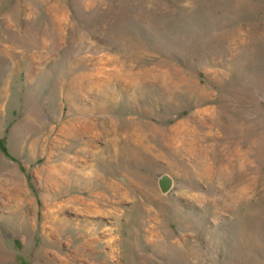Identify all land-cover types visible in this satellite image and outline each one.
Segmentation results:
<instances>
[{
    "label": "rangeland",
    "instance_id": "1",
    "mask_svg": "<svg viewBox=\"0 0 264 264\" xmlns=\"http://www.w3.org/2000/svg\"><path fill=\"white\" fill-rule=\"evenodd\" d=\"M0 264H264V0H0Z\"/></svg>",
    "mask_w": 264,
    "mask_h": 264
},
{
    "label": "water",
    "instance_id": "2",
    "mask_svg": "<svg viewBox=\"0 0 264 264\" xmlns=\"http://www.w3.org/2000/svg\"><path fill=\"white\" fill-rule=\"evenodd\" d=\"M158 184H159L161 191L163 193H166L170 190L172 186V178L169 175L164 174L159 178Z\"/></svg>",
    "mask_w": 264,
    "mask_h": 264
}]
</instances>
